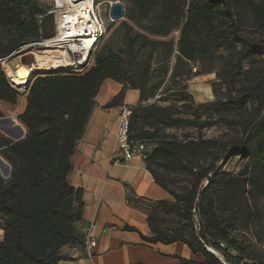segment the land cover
<instances>
[{
	"label": "trees",
	"instance_id": "1",
	"mask_svg": "<svg viewBox=\"0 0 264 264\" xmlns=\"http://www.w3.org/2000/svg\"><path fill=\"white\" fill-rule=\"evenodd\" d=\"M125 1L124 20L90 67L30 73L21 93L1 62L25 45L53 37L54 17L50 6L37 0H0V102L15 106L25 98L17 116L23 138L0 133V159L10 168L6 179L0 174V264H58L67 259L63 247L83 246L75 228L81 192L67 178L105 80L122 85L106 108L118 105L127 89L139 92V103L129 107L127 135L154 144L144 163L168 194L149 206L151 236L141 239L150 245L181 243L204 259L174 257L176 264H256L231 236L212 189L221 185L242 197L264 195V0ZM156 65L160 78L153 82ZM211 74L213 100L196 103L188 82ZM230 112L237 116L230 118ZM220 123L236 136L180 139L166 132ZM216 154L244 160L240 175L223 172ZM207 156L211 163L202 166ZM160 171L190 177L189 188L172 190ZM167 217L176 224H168Z\"/></svg>",
	"mask_w": 264,
	"mask_h": 264
},
{
	"label": "crops",
	"instance_id": "2",
	"mask_svg": "<svg viewBox=\"0 0 264 264\" xmlns=\"http://www.w3.org/2000/svg\"><path fill=\"white\" fill-rule=\"evenodd\" d=\"M121 89L122 85L112 80L100 86L67 178L69 185L81 192L82 215L75 228L80 233L94 222L99 228L96 246L89 258L84 246H65L61 254L67 259L58 264H176L174 257L202 263L201 255H193L181 243L150 245L141 239L151 236L146 221L149 206L167 199L168 194L155 183L143 160L135 157L124 161L123 155L116 153L121 111L139 103V92L127 89L118 105L106 108ZM0 165L8 169L9 176V166L4 161ZM2 236L0 230V240Z\"/></svg>",
	"mask_w": 264,
	"mask_h": 264
},
{
	"label": "rangeland",
	"instance_id": "3",
	"mask_svg": "<svg viewBox=\"0 0 264 264\" xmlns=\"http://www.w3.org/2000/svg\"><path fill=\"white\" fill-rule=\"evenodd\" d=\"M40 5L50 6L52 9L49 11L50 14L58 15L59 10L58 2L53 0H37ZM118 2L124 6L127 5L125 0H95V3L100 5V9L103 12V22L105 27H109L106 30L103 38L97 42L92 50L91 56L94 59L95 54L103 47L107 38L115 31L120 22L124 20L110 21L108 16L109 3L113 4ZM52 12V13H51ZM28 51V53H26ZM31 51L34 54H31ZM35 52L32 48L22 47L15 53H13L9 59H5L1 62L3 71L5 70V61L7 66L12 69L15 68L16 63L12 64L14 56L24 55L25 65L33 66L35 63ZM21 53V54H20ZM44 55V54H43ZM39 56V55H38ZM70 70H75L74 67H67ZM155 72L153 73V82H156L160 78L158 72V65L155 66ZM19 78L28 77L29 74L25 70L19 71L16 74ZM194 78V77H193ZM249 80V78L247 79ZM26 82V81H25ZM215 83V77L213 74L206 76H197L196 78L190 80L187 85L188 92L192 95L194 101L197 103L201 101L202 103L210 102L213 100L212 89ZM165 85V84H164ZM17 88V87H16ZM23 85L21 88H17L21 93H23ZM217 88V87H216ZM178 89L174 88L173 92H177ZM160 92V91H159ZM171 94V93H170ZM171 101V99H170ZM24 109V96L20 97L18 103L15 106H10L5 103L0 102V111L3 113V118L0 119V133L6 135L12 140L21 139L23 136V130L21 125L17 121V116ZM230 118L237 116L236 112H230L227 114ZM22 130V131H21ZM168 134H172L178 138H183L184 135H188L190 138H214L223 141H227L230 138H234L236 133L234 130L229 129V127L223 123L218 124L215 127L208 129L195 130V129H181V130H168ZM212 157L207 156L202 159L199 163L202 166L209 165L211 163ZM215 164H219L223 172L229 175L238 176L242 171L245 161L238 158L237 156L222 159L221 154L215 155ZM6 166V165H5ZM0 174L3 178L8 177V169L0 165ZM161 177H166L169 180V186L172 190L182 193L190 186V177L186 175L163 173L160 171ZM212 193L217 198L218 212L219 215L225 219L232 228L231 236L246 250L249 255V259L254 260L256 264H264V195L255 194L242 197V195H236L232 190L224 189L221 185H217L212 189ZM166 221L170 225L176 224V219L173 217H167Z\"/></svg>",
	"mask_w": 264,
	"mask_h": 264
},
{
	"label": "built area",
	"instance_id": "4",
	"mask_svg": "<svg viewBox=\"0 0 264 264\" xmlns=\"http://www.w3.org/2000/svg\"><path fill=\"white\" fill-rule=\"evenodd\" d=\"M109 5H111V3H109ZM92 12H100L101 20L104 26V22L102 19L103 12L100 9V5L95 3V0H92L91 8H89L85 13L87 15L86 17L90 20V22H91ZM52 15L54 17V36L48 39H42L39 42L25 45L24 47L32 48L33 50H37L38 52L47 51V50H55V51L63 50L69 55L70 59L72 60L71 64L81 63L82 60H89V67H90L93 62L91 54H86L85 57L83 59L81 58V61H79L78 56L76 57L71 49L72 43L81 46L84 42V39L91 37L93 33H89L90 26L85 28L83 34H77L75 33V30H73L74 25H70V23L68 22L67 13L63 15H54V14ZM104 33H105V26H104ZM71 41H75V42H71ZM80 48H84V47L81 46ZM85 51L87 52V49H85ZM26 53H28V51ZM130 114H131V109L129 107H125L121 111L122 124L120 125L116 134V153L122 154L124 161H129L135 157H138L144 161L147 154L151 150H153L154 144L148 142L133 141L128 138L127 123ZM98 232H99V228L94 222L89 223L87 227L81 229L80 234H83L85 238V248L83 250L88 258L91 257L92 251L96 246V239ZM223 264L225 263L223 262Z\"/></svg>",
	"mask_w": 264,
	"mask_h": 264
},
{
	"label": "bare ground",
	"instance_id": "5",
	"mask_svg": "<svg viewBox=\"0 0 264 264\" xmlns=\"http://www.w3.org/2000/svg\"><path fill=\"white\" fill-rule=\"evenodd\" d=\"M58 2L59 10L57 11L58 15L66 14L68 15V22L70 25H74L73 30L77 34H83L85 28L90 26L89 33H93L90 38L84 39L83 44L81 45L84 48H80L75 43H72L71 49L74 55L77 57L78 60L81 61L86 54H91L93 48L97 44V42L102 38L104 34V26L101 20L100 12H92L91 14V22L86 17V11L91 8L92 0H56ZM52 13V12H51ZM75 42V41H71ZM87 49V52L85 51ZM80 52V53H79ZM33 53V52H32ZM31 53V54H32ZM21 54V53H20ZM35 63L36 65L28 66L25 65V58L24 55L21 56H14L12 60V64L16 63V60H19V63H16L14 69L7 66V62L5 61V70L6 76L8 80H10L11 84L15 87L22 86L26 78H19L16 75V72L25 70L27 74L34 73V72H43L54 70L58 68H67V67H74L75 70H82L84 67L89 66V60H82L81 63H72L69 55L63 50H47V51H40L38 53L35 52ZM44 54V55H43ZM39 55V56H38ZM8 57L7 59H9ZM6 59V60H7ZM17 73V74H18ZM83 237V246L85 248V238Z\"/></svg>",
	"mask_w": 264,
	"mask_h": 264
},
{
	"label": "water",
	"instance_id": "6",
	"mask_svg": "<svg viewBox=\"0 0 264 264\" xmlns=\"http://www.w3.org/2000/svg\"><path fill=\"white\" fill-rule=\"evenodd\" d=\"M108 16L110 18V21L123 19V16H124V7H123V5L118 3V2H114L113 4H111L109 6ZM17 88H21V86H18ZM0 163H3L2 159H0ZM209 177L210 176H208V178Z\"/></svg>",
	"mask_w": 264,
	"mask_h": 264
}]
</instances>
